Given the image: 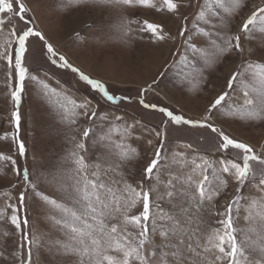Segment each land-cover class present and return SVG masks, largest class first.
Listing matches in <instances>:
<instances>
[{
	"label": "snow or ice",
	"instance_id": "6c2138e0",
	"mask_svg": "<svg viewBox=\"0 0 264 264\" xmlns=\"http://www.w3.org/2000/svg\"><path fill=\"white\" fill-rule=\"evenodd\" d=\"M82 2L67 0L68 5ZM93 3L121 10L156 8L170 14L178 22L176 35L160 23H136L141 38L148 34L153 42L182 39L183 51L178 50L169 70L175 68L180 83L190 90H202L209 67L229 58L236 61L235 67L226 78V89L209 100L199 117L148 101L149 94L157 93L159 80L145 82L135 103L160 115L154 126L145 124L102 110V102L131 104L133 98L113 92L70 62L38 28L29 0H0V32L11 24L9 39L0 46V62L6 66L3 87L12 102L8 117L12 131L2 138L15 145L13 154L0 151V162L17 178L9 185L13 192L22 181L18 195L5 193L7 202L0 200V225L7 224L13 238L0 249L3 264H34V255L45 247L63 264H264V145L257 152L255 145L233 137L224 127L229 120L264 122V47L252 46L257 35L264 38V0ZM193 5L190 20L183 10ZM14 18L23 26L12 24ZM128 24L123 19L94 21L86 32L76 34L77 39L85 47L113 38L126 41ZM34 42L39 45L36 53ZM37 53L39 60L75 74L101 101L80 96L42 67L32 68L29 59L35 63ZM28 81L35 84L57 124L79 136L71 137L75 174L70 183L56 165L41 177L18 163L17 157L26 158L28 151L20 138ZM220 117L224 121L217 123ZM192 131L199 134L197 147L183 135ZM142 140L150 151L142 153L133 146L132 141ZM171 141H176L175 147ZM98 148L108 150L110 163L101 162L99 155L95 160L86 155ZM133 168L139 179H134ZM34 209L43 210L37 212L35 223ZM241 219L255 226L246 231L238 226ZM40 223L50 225L58 238H48Z\"/></svg>",
	"mask_w": 264,
	"mask_h": 264
},
{
	"label": "rangeland",
	"instance_id": "374dc122",
	"mask_svg": "<svg viewBox=\"0 0 264 264\" xmlns=\"http://www.w3.org/2000/svg\"><path fill=\"white\" fill-rule=\"evenodd\" d=\"M261 0H251L252 4H259ZM67 5V6H65ZM29 7L33 10L36 18V24L42 30L54 46L63 53L74 65L81 68L85 74L105 82L109 89L116 93L130 95L133 103L111 105L102 102V110L116 114H125L127 118L136 117L141 119L145 124L155 125L159 122L158 113L144 110L135 99L137 92L145 82H151L153 78L159 80V87L155 95L149 94L147 100L163 106H171L174 109L183 108L190 116L199 117L209 100L214 98L222 90L226 89V78L234 69L236 61L229 58L227 61H221L216 65L209 67L205 71L207 81L202 85L201 91L190 90V86L182 85L176 74V69L169 66L172 60L176 58V53L183 51L181 47L182 39L177 36L175 41L153 42L148 34L141 33L138 30L136 21L148 20L153 23H160L165 30H169L172 35H176L178 22L166 11H159L156 8H125L112 9L93 3V0H83L79 4H67V0H29ZM195 5L192 8L183 10V14L189 16L191 20ZM109 23H119L122 19L129 22L128 26L131 32L126 41L119 39H107L103 43H90L89 46H83L77 39V33H84L89 29L93 22L100 20ZM12 24L22 27L23 23L18 18L12 20ZM11 24L5 25V31L0 32V46H3L9 39L7 29ZM252 46L264 47V38L257 35L252 42ZM39 45L34 42V53L37 52ZM32 68L42 67L61 79L65 86L78 92L80 96H88L95 101H101V97L92 92L90 88L79 78L68 70H58L54 66L39 60L35 63L29 59ZM6 66L0 62V151L6 154L15 152V145L2 137L5 132H11L12 128L8 123V117L12 111V102L7 96V89L4 85V72ZM164 72L163 77L159 73ZM54 84V82H52ZM35 84L31 81L26 82V90L23 95L21 104L22 122L20 138L24 140L28 149L26 158L17 157L18 163L23 167H28L30 173L34 176L39 174L41 177L54 171L53 165L60 168L62 178L71 182L75 174V166L69 155L74 148V142L71 137L78 134L71 128L60 126L50 115L48 106L45 105L38 97ZM213 119H216L214 117ZM224 118L220 117L217 123L223 122ZM227 132L233 137L242 139L256 146L257 152L260 151L261 145H264V122L240 123L227 121L224 123ZM189 142H193L197 147L198 133H184ZM79 138V136H78ZM87 143H91L88 141ZM133 146L143 153L148 149L147 144L142 140L140 142L132 141ZM176 141H171L172 147H175ZM11 149V150H10ZM86 155L91 156L93 160L97 155L101 157V162L112 160L107 149L98 148L95 152L90 150ZM107 167V164L103 165ZM258 167V166H257ZM127 171V170H125ZM135 172L134 179H139L138 170ZM61 173H57L60 175ZM117 179L119 177H116ZM10 183H17V178L9 170L4 162H0V200L7 202L4 198L5 193L18 195L22 190L21 186L13 192ZM47 186V185H45ZM234 185L229 189L230 193L234 192ZM246 191V190H245ZM222 210L223 200H219ZM42 209H34L31 218L37 222L36 215ZM238 226L246 231L255 225L241 219ZM44 232L48 233V238L56 239L58 234L55 230H50L51 226L40 223ZM4 232L9 235L5 236ZM255 237V233L249 232ZM11 229L7 224L0 225V249L12 242ZM7 254V253H6ZM34 264H63L62 258H58L54 252H49L45 247L39 255H34ZM0 264H3L0 258Z\"/></svg>",
	"mask_w": 264,
	"mask_h": 264
}]
</instances>
